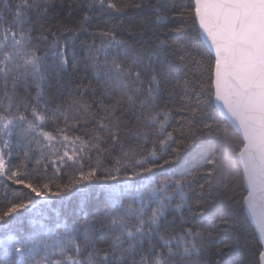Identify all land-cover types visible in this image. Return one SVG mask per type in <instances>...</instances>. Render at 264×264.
<instances>
[{"label":"snow or ice","instance_id":"obj_1","mask_svg":"<svg viewBox=\"0 0 264 264\" xmlns=\"http://www.w3.org/2000/svg\"><path fill=\"white\" fill-rule=\"evenodd\" d=\"M0 264H264V0H0Z\"/></svg>","mask_w":264,"mask_h":264},{"label":"trees","instance_id":"obj_2","mask_svg":"<svg viewBox=\"0 0 264 264\" xmlns=\"http://www.w3.org/2000/svg\"><path fill=\"white\" fill-rule=\"evenodd\" d=\"M72 0H57V4L60 5V4H63V3H71ZM80 0H77V3H79ZM59 10V9H58ZM142 15V13H139ZM89 15H93L92 13H89ZM79 18V15L77 16V19ZM133 18V15L130 14L129 16L125 17L124 18V23L127 24L128 21L130 19ZM108 17L106 15H103L101 14L100 16H94L93 15V18H92V21H91V28H95L97 25H100L102 26L104 21L107 20ZM171 26H176V25H171ZM162 38L164 39H168L169 37L167 35L163 36ZM173 38H175V36H173ZM81 39H84V37H81ZM99 43V41H97ZM83 73H81L82 75ZM86 82V81H85ZM200 163H203V161H201ZM198 166V165H197ZM94 199L95 197H92L89 201V204L91 205L93 202H94ZM53 204L51 206V208L49 209V212L51 213L52 216H55L56 213H64V212H72L73 211V208L76 204H78V200L77 201H73V204L72 205H69V202L68 201H65V204L63 207L60 206V204L58 203L59 201V198L57 197H53ZM78 212V210H77ZM22 227L24 229H27L29 227V223H28V220L27 218L24 219L23 221V224H22ZM252 225L251 223L249 222V231L252 230ZM241 259H243V256L240 257Z\"/></svg>","mask_w":264,"mask_h":264},{"label":"water","instance_id":"obj_3","mask_svg":"<svg viewBox=\"0 0 264 264\" xmlns=\"http://www.w3.org/2000/svg\"><path fill=\"white\" fill-rule=\"evenodd\" d=\"M252 227L254 228V225H252Z\"/></svg>","mask_w":264,"mask_h":264}]
</instances>
